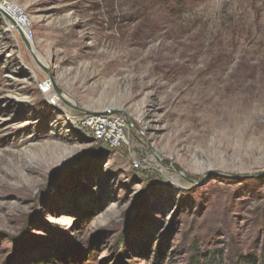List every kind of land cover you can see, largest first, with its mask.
Wrapping results in <instances>:
<instances>
[{"label": "rangeland", "instance_id": "1", "mask_svg": "<svg viewBox=\"0 0 264 264\" xmlns=\"http://www.w3.org/2000/svg\"><path fill=\"white\" fill-rule=\"evenodd\" d=\"M0 3V264H264V0Z\"/></svg>", "mask_w": 264, "mask_h": 264}, {"label": "built area", "instance_id": "2", "mask_svg": "<svg viewBox=\"0 0 264 264\" xmlns=\"http://www.w3.org/2000/svg\"><path fill=\"white\" fill-rule=\"evenodd\" d=\"M12 17L15 18V23L22 30L24 37L27 40H31L34 36V31L32 20L26 9L13 10ZM49 83L50 80L45 78L40 84L41 90L47 91ZM82 117L80 122L81 132L86 136L92 137L95 143H101L110 149H118L129 143L132 123L123 110H111L107 113L101 111L86 112ZM132 164L134 167H138L139 161L134 159Z\"/></svg>", "mask_w": 264, "mask_h": 264}, {"label": "bare ground", "instance_id": "3", "mask_svg": "<svg viewBox=\"0 0 264 264\" xmlns=\"http://www.w3.org/2000/svg\"><path fill=\"white\" fill-rule=\"evenodd\" d=\"M0 9H3L2 11H4V12H7L8 14L10 13L11 15H10V19H11V21H13L14 23H15V18H13L12 17V11L13 10H21V8L19 7V6H17V5H15V7H13V5H9V6H4L3 4H1L0 3ZM11 21H10V23H11ZM16 24V23H15ZM30 40H28V42H29ZM29 44H30V42H29ZM28 44V45H29ZM30 48H31V46H30ZM42 65H43V67L44 68H46V65H45V63L44 62H42ZM152 105H154V104H152ZM150 110H146L145 111V113L144 114H147L148 112H149ZM161 120H160V118H155L154 120H152V122H150L149 124H148V127L149 126H151V128H152V126H158V124H159V122H160ZM150 128V127H149Z\"/></svg>", "mask_w": 264, "mask_h": 264}, {"label": "water", "instance_id": "4", "mask_svg": "<svg viewBox=\"0 0 264 264\" xmlns=\"http://www.w3.org/2000/svg\"><path fill=\"white\" fill-rule=\"evenodd\" d=\"M1 8V7H0ZM3 9H0V11L3 13V14H6V16L10 19V15L7 13V12H4V11H2ZM11 20V19H10ZM14 25H15V27H16V29L19 31V33H21V35H22V37L26 40V42L28 43V40L24 37V35H23V32H22V30L13 22V21H11ZM112 109H109V108H107V109H104V110H102L101 112H104V113H107V112H109V111H111Z\"/></svg>", "mask_w": 264, "mask_h": 264}, {"label": "trees", "instance_id": "5", "mask_svg": "<svg viewBox=\"0 0 264 264\" xmlns=\"http://www.w3.org/2000/svg\"><path fill=\"white\" fill-rule=\"evenodd\" d=\"M33 264H49V263L36 260V261L33 262Z\"/></svg>", "mask_w": 264, "mask_h": 264}]
</instances>
